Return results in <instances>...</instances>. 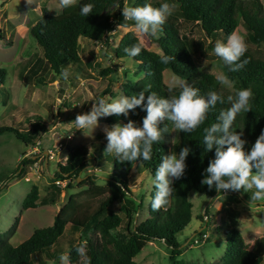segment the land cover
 Masks as SVG:
<instances>
[{
	"label": "trees",
	"instance_id": "1",
	"mask_svg": "<svg viewBox=\"0 0 264 264\" xmlns=\"http://www.w3.org/2000/svg\"><path fill=\"white\" fill-rule=\"evenodd\" d=\"M123 1H129V6H142L146 0H77L70 7L61 8L57 14H51L45 6L39 7L40 17L28 28V32L41 48V58L37 60L44 67L59 75L62 69L70 70L73 65L77 73L75 78H89L87 67L89 62H82L78 53V40L81 38L93 39L105 35L116 26L129 27L133 21H124L122 15ZM175 5L174 12L169 15L155 37H146L154 43L159 52L147 50L142 46L141 53L131 58L133 65L143 72L142 77L130 81L126 80L121 85V92L125 96L138 94L143 90L156 92L160 97L178 94L179 87H167L162 80V71L168 69L173 75L200 89L201 95H206L213 90L221 94L225 103H217L208 113L204 124L192 133L177 131V139L168 148L166 141L173 128L170 121L162 122V129L168 125L164 139L153 145L152 157L148 161L121 163L115 154H112L111 171L103 185L95 183V175L86 173L81 180L76 181L80 173L88 165L86 158L88 148L85 145L67 147L65 158L62 162L55 163L51 174L48 191L42 196L38 195V188L31 184L21 202V209L32 208L36 205L52 204L56 201L61 189L53 184L54 179H65V188L73 185L86 188L83 190L88 195H99L97 206L91 211L76 213L72 196L53 214L50 225L34 229L27 238L19 244L11 245L5 237L0 236V264H31L43 258L51 259L62 252L56 246L57 240L62 235L64 227L69 224L73 229H80L84 235L80 241L83 255L80 258L77 248L78 243L71 244L66 250L67 264H137L133 257L148 242L159 241L169 250L170 264H181L176 259L180 254V245L176 235L181 233L189 223L192 204L187 199V192L214 197L215 188L209 189L201 183L209 161L214 159L215 149L206 152L203 145V128L216 121L221 109L230 107L227 103L229 95H235L240 89L250 88L251 111L240 113L234 122L233 129L242 132V139L248 141L245 150L249 151L261 131L264 130V52L257 46L264 45V8L259 0H167ZM154 7L163 4L160 0H148ZM91 3L94 8L89 16L80 15V7ZM1 5V3H0ZM238 24L244 30L243 39L247 51L241 61L248 60L245 67L232 72L223 61L214 53L217 40L227 42L229 34L236 30ZM126 25V26H125ZM132 31L125 32L117 44L111 48L112 59L121 60L129 58L124 52L126 47L138 43ZM254 46V47H251ZM163 55L175 57L169 64L160 62ZM220 61V69L233 82V91L221 89L218 80L210 73L203 71L209 63ZM36 63L31 64L25 71L27 79L36 77L38 81L44 78L39 74ZM106 71H111L109 68ZM104 73L102 70L101 74ZM5 71L0 67V85L3 84ZM108 81L102 94L109 91ZM170 89L173 91L170 92ZM147 96L148 93L146 92ZM64 114L75 119L77 111L72 108ZM59 114V111H57ZM140 114L146 112L137 108L130 111L128 117L107 116L98 120L107 125L116 122L128 123L136 121ZM28 128H17L9 125L0 126V134L11 132L13 136L25 146L33 145L47 130L44 120L35 114L25 116ZM102 137L101 133L96 134ZM104 137V136H103ZM63 142V141H62ZM108 143V142H107ZM191 148L186 158V169L183 177L174 180L172 187L175 189L169 203L158 211L151 207V200L155 195L154 186L150 191V200L146 206L147 216L135 223L134 214L141 205L135 202L128 185V175L134 166L139 163L154 179L155 172L162 162V155L175 151L177 154L182 147ZM30 158H22L15 167L16 175L24 174L23 165L32 162ZM72 182H74L72 184ZM123 186L128 195L121 192ZM226 193H232L227 191ZM118 205L119 215L110 209ZM202 216L207 218L206 209ZM208 219V218H207ZM218 225L214 228H223L221 233L215 232L216 237L222 238L225 243L221 261L218 264H260L261 256L255 251L243 247L240 233L232 227L235 220L226 222L219 218ZM16 222V220H15ZM122 224V231L113 234L111 230ZM15 223L11 226L14 229ZM92 233L85 235L89 228ZM201 227V226H200ZM199 237L202 232L198 230Z\"/></svg>",
	"mask_w": 264,
	"mask_h": 264
},
{
	"label": "rangeland",
	"instance_id": "2",
	"mask_svg": "<svg viewBox=\"0 0 264 264\" xmlns=\"http://www.w3.org/2000/svg\"><path fill=\"white\" fill-rule=\"evenodd\" d=\"M0 1V67L5 71L3 84L0 85V126L9 125L19 129L28 127L25 116L39 115L47 124V131L41 134L37 145V148L41 150L52 148L61 137L64 142L65 134L71 133L70 140L64 142L66 147L85 145L88 148L86 158L88 165L76 181L79 182L80 176L88 173L95 175L96 184L103 185L111 171L112 160V154H105L107 139L103 128L107 124L98 120L96 128L93 126L78 129L69 124L75 119L67 117L64 112H68L69 109L73 110L72 108L78 112L77 114L89 112L93 103L99 98H106L108 102H111V99L123 95L121 85L126 80L134 81L142 77V70L131 65L130 58L109 61L105 56V49L109 52L125 32L132 31L139 43L147 50L159 52L158 48L145 36L138 34L134 25L116 26L110 35L107 33L93 39L81 38L78 40V53L83 63L89 62L87 72L90 78L86 80L80 77L73 81L72 77L77 73V69L73 65H68L70 76L65 82L60 74L53 73L42 63L37 62L41 58V48L28 32L31 23L40 17V5L45 6L51 14H57L61 9L59 0ZM160 1L169 3L167 0ZM259 1L264 8V0ZM125 5L129 6V1H123V7ZM174 10L175 8L172 12ZM235 32L244 36V30L239 24ZM257 48L264 52V45L257 46ZM34 63H36L35 67L38 68L39 74L44 78L41 81H38L36 77L28 80L25 76L26 69ZM106 68L111 71H106ZM102 70H104L103 74H101ZM202 70L212 74L216 79L222 74L219 60L209 63ZM177 78L168 69L162 71V80L167 87H179ZM108 81H110L109 91L102 94ZM219 86L227 91L234 90L232 86L221 84ZM144 117H146L144 114L138 116L135 121L138 127H142ZM55 122L59 124L55 125ZM98 133L104 137H97ZM174 139H177V130L173 127L166 141L168 148L171 147ZM30 146H25L11 132L0 134V236L5 237L13 246L27 238L34 229L50 225L52 214L66 202L70 195L77 214L93 210L100 198L99 195L84 193L85 185H73L72 188H60L61 191L52 204L21 209V202L31 184L37 186L39 197L48 191L55 163L57 160L61 161L67 152L65 147L61 148L51 160L45 162V165L44 160L41 159L37 163L36 170L32 169V162L35 160L32 159V162L23 165L25 173L16 175L14 169L18 162L25 158L22 155ZM128 185L134 201H141L140 207L134 214L135 223H137L147 216L146 206L150 200V191L154 186L153 178L139 163H136L128 175ZM253 191L255 189L247 192L241 190L234 192L232 197L225 193H217L214 197H208L189 190L187 199L192 204L191 217L182 232L176 235V240L180 245V254L176 256V259L181 261V264L220 263L225 243L222 238L216 237L215 232L221 233L223 228H214V226L220 224L219 218H222L226 222L235 220L232 227L240 233L246 243L251 241L255 252L261 256L260 264H264V201L249 205V197ZM117 208L118 205H114L110 210L121 215ZM204 209H206L208 219L202 216ZM19 215L20 227L17 231H14L15 228L11 231V226L13 222L16 223L15 220ZM122 224L111 232L113 234L123 232ZM198 230L206 234V238L202 242L194 243L199 237ZM90 233H92L91 227L85 235ZM83 235L84 232L80 229H73L66 224L56 243V246L62 248V252L54 258L31 264H67V247L78 243L79 248L82 249L80 241ZM82 255L83 250L79 252L80 258ZM168 255L169 250L164 244L152 241L143 246L133 260L137 264H170ZM61 256L65 257L64 261H61Z\"/></svg>",
	"mask_w": 264,
	"mask_h": 264
},
{
	"label": "clouds",
	"instance_id": "3",
	"mask_svg": "<svg viewBox=\"0 0 264 264\" xmlns=\"http://www.w3.org/2000/svg\"><path fill=\"white\" fill-rule=\"evenodd\" d=\"M74 0H59L60 8L70 7ZM94 8L91 3L80 7L81 16H89ZM174 4L163 3L154 7L148 0L142 6H127L122 9L124 21H133L135 31L141 36L155 37L158 35L167 17L171 15ZM126 26V25H125ZM118 27H121L119 25ZM112 33V32H111ZM111 33H108L109 35ZM142 44L136 43L124 49L127 57L134 58L141 53ZM247 51V45L242 36L235 31L229 34L227 42L217 40L214 53L232 72L239 71L245 67L248 60L241 61ZM105 56L110 61L111 53L105 49ZM175 57L163 55L160 58L162 64H169ZM70 76L68 69H62L60 77L67 82ZM178 80V94L169 95L167 98L160 97L156 92L143 90L132 96L120 95L108 102L106 98H99L93 103L89 112L77 114L75 120L69 123L78 129L95 126L100 117L124 116L137 108L146 112L142 120V127H138L134 121L128 123L116 122L110 126L106 125L103 132L106 135L107 147L105 154H115L121 163L148 161L152 157L153 145L164 139L168 131V125L161 129L159 125L164 121H170L178 132L192 133L199 128L208 117L211 109L217 103L224 104L226 101L221 94L210 90L206 95H201L200 89L193 87L183 80ZM218 83L228 87L232 81L225 74L217 77ZM173 90L170 89V92ZM148 93L146 96L145 93ZM253 96L250 88L240 89L235 95L227 97L230 107L221 109L216 121L203 128V145L206 152L215 149L214 159L209 161L205 169L204 178L201 183L209 189L215 188L217 193L247 192L255 189L249 197V205L258 201H264V130L261 131L250 150H245L247 140L242 139L243 133L233 129L236 117L242 112L251 111V98ZM110 99V98H109ZM94 128V129H95ZM175 139L172 141L174 144ZM191 148L182 147L177 154L175 151L162 155L159 167L155 172L153 185L155 195L151 200L154 211L160 210L169 203L175 189L172 187L174 180L183 177L187 167L185 161L191 152ZM120 187L124 195L128 192ZM77 251H82L77 248ZM65 260L64 256L60 257Z\"/></svg>",
	"mask_w": 264,
	"mask_h": 264
},
{
	"label": "built area",
	"instance_id": "4",
	"mask_svg": "<svg viewBox=\"0 0 264 264\" xmlns=\"http://www.w3.org/2000/svg\"><path fill=\"white\" fill-rule=\"evenodd\" d=\"M57 124H59V122H55V125H57ZM70 138H71V133L67 132L64 136V140L67 141V140H70ZM38 141L39 140L35 141V143L33 145H31L25 151V153H23V155H22L25 158H30L31 160L35 159L32 162V164H33L32 169H34V170H36L38 161L43 159L44 163H45V162L51 160L53 158V156L60 151L61 148H63V147L67 148L65 143H64L65 141L62 142V137L56 141L55 145L52 148H45L42 150L37 148V145L39 144ZM63 160L62 159H61V161L57 160V162H62ZM65 182H66L65 179H54L53 180V184L55 186H57L58 188H63ZM205 238H206V234L202 233L201 236L198 237L194 243H196L197 241L202 242Z\"/></svg>",
	"mask_w": 264,
	"mask_h": 264
},
{
	"label": "crops",
	"instance_id": "5",
	"mask_svg": "<svg viewBox=\"0 0 264 264\" xmlns=\"http://www.w3.org/2000/svg\"><path fill=\"white\" fill-rule=\"evenodd\" d=\"M0 3H1V1H0ZM42 55V54H41ZM28 69V68H27ZM26 69V70H27ZM40 73V72H39ZM90 78V77H89ZM89 78H84V79H89ZM28 80H30V79H28ZM61 119V118H60ZM28 127H29V125H28ZM28 127H24V128H28ZM47 131V130H46ZM65 158V157H64ZM63 158V159H64ZM62 159V160H63ZM44 165H45V163H44ZM131 172V171H130ZM130 174V173H129ZM52 176V175H51ZM225 194H230V197H232L233 196V194H234V192H232V193H226V192H224ZM223 193V194H224ZM47 205V204H46ZM61 206V205H60ZM57 211V210H56ZM54 214V213H53ZM53 214H52V216H53ZM51 222H52V220H51ZM51 224V223H50ZM19 227H20V215L18 216V218H16V223H15V230L14 231H17L18 229H19ZM243 247L245 248V249H247V250H249V251H255V249H254V247L252 246V243H251V241H249V242H245L244 241V239H243ZM44 259H47V258H43V259H41V260H39V261H42V260H44ZM39 261H36V262H39ZM36 262H34V263H36Z\"/></svg>",
	"mask_w": 264,
	"mask_h": 264
}]
</instances>
